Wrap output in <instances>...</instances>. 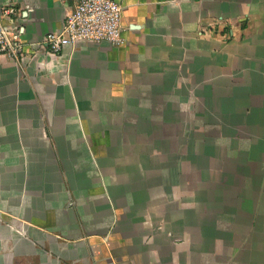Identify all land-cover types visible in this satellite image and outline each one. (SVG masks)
Listing matches in <instances>:
<instances>
[{"label": "crops", "instance_id": "obj_1", "mask_svg": "<svg viewBox=\"0 0 264 264\" xmlns=\"http://www.w3.org/2000/svg\"><path fill=\"white\" fill-rule=\"evenodd\" d=\"M78 1L0 0L26 45L0 55V264H213L227 179L264 170V0H114L122 45L33 46Z\"/></svg>", "mask_w": 264, "mask_h": 264}, {"label": "rangeland", "instance_id": "obj_2", "mask_svg": "<svg viewBox=\"0 0 264 264\" xmlns=\"http://www.w3.org/2000/svg\"><path fill=\"white\" fill-rule=\"evenodd\" d=\"M249 161L254 162V157ZM231 181L236 182L229 187L235 205H229L220 221H213L226 231L213 236L220 248L213 252L212 263L264 264V170L256 172L247 165L227 179Z\"/></svg>", "mask_w": 264, "mask_h": 264}, {"label": "built area", "instance_id": "obj_3", "mask_svg": "<svg viewBox=\"0 0 264 264\" xmlns=\"http://www.w3.org/2000/svg\"><path fill=\"white\" fill-rule=\"evenodd\" d=\"M15 14V9L7 6L0 16V55L19 60L23 59L26 46L22 33L5 26L2 21L3 18L11 20ZM123 31L122 7L119 3L114 0H79L67 15L62 29L49 33L42 43L33 46H42L55 56L79 42L120 46L124 42Z\"/></svg>", "mask_w": 264, "mask_h": 264}]
</instances>
